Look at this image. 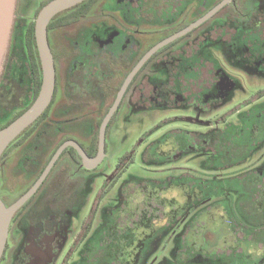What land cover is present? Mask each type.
<instances>
[{"label": "flooded vegetation", "instance_id": "obj_1", "mask_svg": "<svg viewBox=\"0 0 264 264\" xmlns=\"http://www.w3.org/2000/svg\"><path fill=\"white\" fill-rule=\"evenodd\" d=\"M46 1L15 0L16 40L30 21L26 13ZM221 1L94 0L84 14L51 31L52 97L0 155V198L8 206L21 197L66 141L96 158L107 117L103 153L84 164L75 146L64 147L11 216L0 264H185L179 252L188 221L176 230L166 225L140 252L135 248L123 254L130 239L123 221L127 188L141 181L128 172L135 154L148 165H178L179 174L168 170L160 179L180 183L190 178L209 191L208 197L218 196L213 190L222 181L243 182L228 184L221 195L229 199V219L235 207L245 215L243 226L233 225V240L260 250L253 259L250 249L235 247L240 255L247 252L243 264H264V0H228L212 10ZM25 70L2 83L0 78V128L32 102ZM248 77L259 85L234 102ZM226 103L231 108L219 113ZM154 109L171 113L161 122L171 125L160 137L174 145V152L158 160L149 156L158 137L148 143L138 138L105 171L102 164L115 144L110 135L132 130L130 117ZM155 131L156 126L143 131L141 138ZM205 260L215 264L197 254L189 261Z\"/></svg>", "mask_w": 264, "mask_h": 264}, {"label": "rangeland", "instance_id": "obj_2", "mask_svg": "<svg viewBox=\"0 0 264 264\" xmlns=\"http://www.w3.org/2000/svg\"><path fill=\"white\" fill-rule=\"evenodd\" d=\"M37 1V0H36ZM34 7H31L30 12H27V18L31 20L34 16L32 12ZM29 11V10H28ZM29 13V14H28ZM27 18L22 20L27 21ZM20 21L17 23L19 24ZM23 75H20L16 82L21 83ZM243 85L245 91H242L234 102L248 94H251L255 85H259L258 82L253 81L252 77L243 78ZM263 84L261 83V86ZM232 103H226L219 113L230 109ZM170 111L164 109H154L140 111L130 117L129 121L132 125V130H126L124 128L118 129L110 135V139L115 141L112 145L113 149H109V155L103 162L102 167L106 171L107 168H111L116 160V156H119L124 151L129 150L133 143L138 138L143 143H148L158 137L156 144L149 152V156L153 158L162 159L161 157L167 156L174 152V145L168 144L165 139L160 135L167 130L169 123H161L165 117L169 116ZM133 121V123H131ZM121 124H124L123 122ZM160 124V126H158ZM171 125V124H169ZM134 126H136L134 128ZM156 126V131L150 135L147 139H142L143 131ZM166 126V127H165ZM168 142H171L168 140ZM173 143V142H172ZM144 146V145H142ZM141 147V146H140ZM139 155L135 154V162L131 164L128 169L129 173H133L141 178L140 182L132 181L127 191V199L125 201V208H123V221L126 223L127 230L129 231V241L127 244H123V254H128L129 250L139 248V252L142 250V245L147 244L150 237L154 236L157 230L163 229L166 225H174V230L180 228L185 222L188 224V235L183 241V250L179 252V257L182 263L192 264L189 260L194 254L201 255L208 260H214L215 264H243L247 262V252L240 255L235 247L239 245L243 250H251V256L256 259L260 250L243 239L234 241L233 238H237L234 233L233 225L238 227L243 226L245 221V215L241 208H232L233 215L229 219L228 211H230V202L227 198H222V193L228 189V183L224 181L220 185H217V191L219 194L216 197L214 193L211 196L208 190L200 189L201 186L190 178H183L185 181L180 183L165 181L160 179L165 175L168 170L170 173L179 174L180 168L178 165L170 166H156L142 163L139 160ZM140 161V162H139ZM187 161H184L186 163ZM108 165L106 166L105 165ZM183 163L182 161L178 164ZM194 164L195 160L187 162ZM164 165V164H163ZM169 167V168H168ZM188 167V166H187ZM156 168V172L153 169ZM176 169V170H174ZM104 171V172H105ZM195 175V174H194ZM192 175V178L194 177ZM143 180V181H142ZM188 180H191L189 183ZM132 193V194H131ZM91 195V201H92ZM108 198L105 199V201ZM87 209H84L80 214L85 215ZM231 222V223H230ZM237 233V231H235ZM234 242L235 252L232 254L230 245ZM264 251V249H263ZM262 252V250H261ZM231 253V254H230ZM234 255V257H233ZM233 257V259H232ZM187 259V260H186ZM236 261V262H234ZM178 264V263H176ZM197 264V263H194ZM200 264H212L210 261L205 260Z\"/></svg>", "mask_w": 264, "mask_h": 264}, {"label": "water", "instance_id": "obj_3", "mask_svg": "<svg viewBox=\"0 0 264 264\" xmlns=\"http://www.w3.org/2000/svg\"><path fill=\"white\" fill-rule=\"evenodd\" d=\"M82 1L84 0H49L45 5L41 7L39 12L37 13L34 19V37L41 66L40 88L33 102L10 123L0 128V155L2 154L6 146L43 112V110L51 100L54 90L55 73L53 56L47 39V25L49 21L57 13L68 9L78 3H81ZM227 1L228 0L221 1L212 10L218 9ZM14 8L15 0H0V73L3 68L2 62L10 38L14 18ZM211 12L212 11L206 14L202 19L206 18ZM161 44L162 42L149 50L135 67V70L151 54V52ZM106 119L107 117L105 118L101 127L99 151L96 158L90 159L86 156V154L78 144L72 141H66L56 149L36 182L21 197H19L16 201L8 206H6L0 198V259L6 244L8 225L11 216L40 184L64 147L68 144L75 146L80 153L84 164H87V162H89L90 160L96 161L101 157L103 153V132Z\"/></svg>", "mask_w": 264, "mask_h": 264}, {"label": "trees", "instance_id": "obj_4", "mask_svg": "<svg viewBox=\"0 0 264 264\" xmlns=\"http://www.w3.org/2000/svg\"><path fill=\"white\" fill-rule=\"evenodd\" d=\"M48 1L42 3L38 6L34 12L33 18L24 25L22 31L20 30V35H18V39L16 40L15 31L11 28L10 38L8 42V46L4 55V59L2 62V71L0 73L1 83L5 80V78L14 79L16 73L20 74L22 69L26 71V75L31 81V86L33 90L32 102L37 96V93L41 84V66L39 61V56L37 52V47L35 43L34 37V19L41 9L43 5H45ZM94 0H84L81 3H78L68 9H65L56 15H54L47 25V37L48 41L50 40V33L54 30L56 26L66 25L73 20L77 19L81 14H84ZM20 67H23L22 69ZM31 102V103H32ZM21 112H18L16 116L8 119L1 127L10 123L14 118H16ZM234 184L236 186H241L243 182L239 181H227L225 183ZM191 183V181H189Z\"/></svg>", "mask_w": 264, "mask_h": 264}]
</instances>
